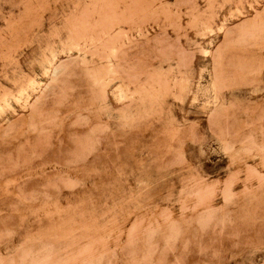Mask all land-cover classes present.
Segmentation results:
<instances>
[{
    "label": "rangeland",
    "instance_id": "rangeland-1",
    "mask_svg": "<svg viewBox=\"0 0 264 264\" xmlns=\"http://www.w3.org/2000/svg\"><path fill=\"white\" fill-rule=\"evenodd\" d=\"M0 264H264V0H0Z\"/></svg>",
    "mask_w": 264,
    "mask_h": 264
}]
</instances>
